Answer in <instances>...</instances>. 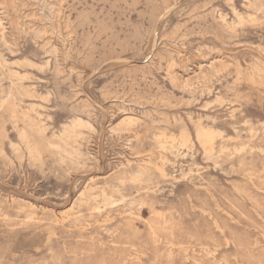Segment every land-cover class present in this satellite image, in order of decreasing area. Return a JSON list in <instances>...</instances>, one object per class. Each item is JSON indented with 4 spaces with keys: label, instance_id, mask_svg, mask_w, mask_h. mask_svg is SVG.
<instances>
[{
    "label": "rangeland",
    "instance_id": "obj_1",
    "mask_svg": "<svg viewBox=\"0 0 264 264\" xmlns=\"http://www.w3.org/2000/svg\"><path fill=\"white\" fill-rule=\"evenodd\" d=\"M0 264H264V0H0Z\"/></svg>",
    "mask_w": 264,
    "mask_h": 264
},
{
    "label": "bare ground",
    "instance_id": "obj_2",
    "mask_svg": "<svg viewBox=\"0 0 264 264\" xmlns=\"http://www.w3.org/2000/svg\"><path fill=\"white\" fill-rule=\"evenodd\" d=\"M240 71V70H239ZM241 72H243V70H241ZM251 74V73H250ZM251 76V75H250ZM72 184V183H71Z\"/></svg>",
    "mask_w": 264,
    "mask_h": 264
}]
</instances>
